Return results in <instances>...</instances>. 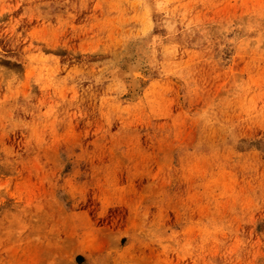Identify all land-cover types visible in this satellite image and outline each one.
Listing matches in <instances>:
<instances>
[{
	"label": "rangeland",
	"instance_id": "obj_1",
	"mask_svg": "<svg viewBox=\"0 0 264 264\" xmlns=\"http://www.w3.org/2000/svg\"><path fill=\"white\" fill-rule=\"evenodd\" d=\"M0 264H264V0H0Z\"/></svg>",
	"mask_w": 264,
	"mask_h": 264
},
{
	"label": "bare ground",
	"instance_id": "obj_2",
	"mask_svg": "<svg viewBox=\"0 0 264 264\" xmlns=\"http://www.w3.org/2000/svg\"><path fill=\"white\" fill-rule=\"evenodd\" d=\"M137 67H138V65H137L136 63H135V64L133 63V64L130 65L129 67H128V65H127V68H128L129 74H130V75H134V72H135V70H136ZM126 71H127V70H126ZM128 71H127V72H128ZM123 72H124V71H123ZM127 72H125V73H127ZM125 73H124V75H126ZM119 74H121V73H119ZM124 75H123V76H124ZM130 75H129V76H130ZM123 76H122V77H123ZM126 76H127V75H126ZM130 77H131V76H130ZM133 77H134V76H133ZM133 79H134V78H133ZM133 82H134V81H133ZM133 85H134V84H133ZM127 86H128V85H127Z\"/></svg>",
	"mask_w": 264,
	"mask_h": 264
}]
</instances>
